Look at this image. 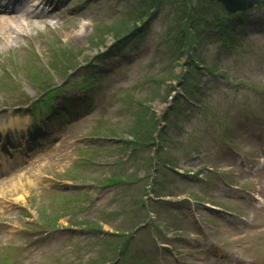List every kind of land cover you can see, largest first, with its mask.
Wrapping results in <instances>:
<instances>
[{"label": "rangeland", "instance_id": "obj_1", "mask_svg": "<svg viewBox=\"0 0 264 264\" xmlns=\"http://www.w3.org/2000/svg\"><path fill=\"white\" fill-rule=\"evenodd\" d=\"M198 1H185L184 11L172 9L169 0L163 2L146 26L130 28L126 48L117 56L107 54L115 53L116 45L125 40L115 39L112 29L120 22L128 27L130 12L144 0H61L57 9L45 7L51 11L43 19L26 10L0 13L16 18L0 26V125L20 120L12 118L17 114L13 110L28 107L36 94L37 76L48 78L46 61L63 60L57 51L49 52L52 45L57 50L61 44L69 45L65 50L75 51L73 55L82 60L83 55L99 57V50L106 48L103 44H108V53L101 54L106 59L94 69L101 74L114 66L99 76L101 89L93 87L99 99L106 93L105 99L82 121L73 119L70 123L75 124L66 128L50 122L45 129L26 131L32 119L28 115L26 128L19 123L7 131V146L0 144L3 162L13 163L20 154L16 148L23 145L24 159L32 151L22 169L8 176L0 172V253L8 257L7 263L86 264L77 258L92 254L106 258L107 253L114 258V243L121 242H126L125 257L112 264L264 262V205H259L264 200V166L256 167L258 157L264 156V4L248 11L251 19H260V28L243 24L229 37L234 36L236 47L224 48L213 33L203 37L205 48L190 49L193 39L188 35L189 50L182 52L177 40L168 37L175 34L174 22L186 17V11L195 13L198 5L193 4ZM223 1L235 7L246 0ZM204 34L205 30L200 36ZM191 51L196 60L228 77L215 76L205 66L193 70L188 90L196 86L200 90L195 91L196 103L189 106L180 96L186 85L180 87L177 79L183 77ZM181 53L184 65L176 62ZM64 66L62 61V70ZM63 78L55 73L49 79ZM167 85L181 98L177 109H168L164 102L169 98ZM86 107L70 108L64 120ZM140 114L149 121L157 116L154 134L163 136L162 146L136 142L133 149L125 143L126 131H142L135 121ZM31 133H36L29 138L31 146L19 141L10 147L11 137ZM91 133L102 135L99 139L108 146L85 150L93 141ZM85 152L89 155L81 154ZM84 156L91 157L90 165H85ZM115 175L126 180L109 184L107 177ZM204 201L226 205L229 213L212 212ZM53 222L59 228L48 229ZM84 223L101 230H85ZM132 227L137 228L126 241L122 232ZM97 232L109 242H98ZM222 243L232 250L224 246L216 254Z\"/></svg>", "mask_w": 264, "mask_h": 264}, {"label": "trees", "instance_id": "obj_2", "mask_svg": "<svg viewBox=\"0 0 264 264\" xmlns=\"http://www.w3.org/2000/svg\"><path fill=\"white\" fill-rule=\"evenodd\" d=\"M185 1L188 0H184V2ZM198 2L200 6H198L196 10L194 9L195 13H193L192 10L191 11L188 10V12L187 11L185 12L186 17L177 19L174 22L177 24V25L174 24V30H176L175 34L169 36L170 40L172 37L177 41L179 40L177 44H178V48L181 50L184 47H186V44H184V42L181 41V38H184L185 40H192V39H186V36L189 35L190 38L200 40V45L204 46L205 43L203 42L204 39L203 40L201 39L202 36L209 38L210 36L213 35V33H219L222 35V33L224 32V28H228L229 25L234 27L237 22V19L234 16L231 17L230 12L224 14V12H226L224 10V7L217 6L215 4L210 3L209 1L207 2V1L199 0ZM182 5H183L182 11H184V8L186 9V5L184 4ZM143 12H144L143 8H141L138 11L139 19H141L144 16L142 15ZM121 25L122 22H120L118 27L114 29L115 31L114 34L120 32L119 30L125 24L123 26ZM134 25L136 26L135 23ZM189 25H190V30L188 29ZM203 30H205V34L200 36V33ZM203 66H205L210 72H214V69L211 66L207 64H204ZM186 94H190V92L187 91ZM141 136L144 135L142 134Z\"/></svg>", "mask_w": 264, "mask_h": 264}, {"label": "bare ground", "instance_id": "obj_3", "mask_svg": "<svg viewBox=\"0 0 264 264\" xmlns=\"http://www.w3.org/2000/svg\"><path fill=\"white\" fill-rule=\"evenodd\" d=\"M14 21V19L13 18H9V17H2V16H0V26L2 25V24H5V23H11V22H13ZM81 24V26L83 25V22H81L80 23ZM22 121H20V120H15V119H13V120H11V122H10V124L11 125H13V124H19V123H21ZM11 143H10V147H17V145H15L17 142H19L20 141V143H22V144H25L26 145V141H24V140H21V139H17V138H15V137H11ZM13 142V143H12ZM3 143L4 144H6V139H5V135L3 136ZM24 146V145H23ZM23 146L22 147H19V148H16V150H18V149H20L21 151L23 150V149H25V148H23ZM11 149H13V148H11ZM11 184H12V182H11ZM13 185V184H12Z\"/></svg>", "mask_w": 264, "mask_h": 264}]
</instances>
